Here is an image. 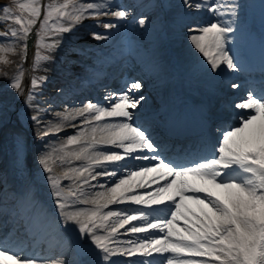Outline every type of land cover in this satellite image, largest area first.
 I'll list each match as a JSON object with an SVG mask.
<instances>
[{"label": "snow or ice", "instance_id": "snow-or-ice-1", "mask_svg": "<svg viewBox=\"0 0 264 264\" xmlns=\"http://www.w3.org/2000/svg\"><path fill=\"white\" fill-rule=\"evenodd\" d=\"M184 4L213 14L209 22L188 29L190 44L210 70L236 71L239 58L229 46V36L239 28L232 19L239 5L234 0ZM0 11V23H6L0 31V65L12 63L9 54L21 57L11 77L3 68L0 77L9 79L17 95L23 94L24 63L33 36L31 69L39 71L52 59L51 52L62 46L63 34L74 33L85 19L112 30L130 15L115 0H13L0 4ZM225 15L230 19L223 20ZM101 17L115 22H102ZM136 23L146 26L148 18L141 16ZM165 23L160 21L161 28ZM91 36L107 41L111 33ZM46 80L31 76L25 97L36 112L30 119L42 125L37 138L46 140L69 127L75 131L62 142L49 143L37 156L41 179L50 192L51 214L35 198L31 185L8 190L6 179L0 177V264H68L63 258L29 256L23 247H10L21 219L26 233L42 219L56 228L72 227L89 257L81 264H264V93L257 97L249 90L229 105L239 110L233 123L221 124L218 141L203 154L181 155L177 150L173 158L164 139L138 123L132 111L145 100L135 95L143 87L140 80L107 92L104 103L88 100L56 113V123L42 124L41 112L50 106L41 109L35 98ZM16 151L19 167L24 151L20 140ZM57 167L63 172L57 173ZM101 178H106L104 183ZM9 201H14L11 207ZM125 204L140 207H119ZM121 234L134 238L121 240Z\"/></svg>", "mask_w": 264, "mask_h": 264}, {"label": "rangeland", "instance_id": "rangeland-1", "mask_svg": "<svg viewBox=\"0 0 264 264\" xmlns=\"http://www.w3.org/2000/svg\"><path fill=\"white\" fill-rule=\"evenodd\" d=\"M161 1L164 3L166 0ZM260 1L261 0H234V2L239 5L237 9V13H239V15L237 14L236 18H240V15L242 14L244 16V20L242 25L239 24L238 30H236L233 35L229 36V46L232 45V42L238 43L241 38H245L247 36L244 27H246L247 31L254 28H256L257 32L264 30V5H262L263 2ZM60 2H62V0H60ZM197 2H199V0ZM223 2H227V0H223ZM115 3L124 6V3H126V1L115 0ZM146 4L148 9V14L146 15L148 18V23L146 26L142 27L136 23V21L141 16H134L130 10L133 6H127L131 15L128 17L126 22H122L121 25L116 29L105 30L98 25L96 20L89 18L85 19L74 33L63 34L64 38L61 42L62 46L58 47L55 51L51 52L52 59L50 61L43 62L41 67V69H44V72L46 73L43 76H46L47 80L41 85L43 86V99H41L42 103L41 105H39V107L42 106V109H47L50 106L49 111L41 113L42 124L48 121L56 123V113L63 112L66 109L76 108L69 107L64 109L63 106V104L69 106L78 104L76 98L77 94H75V96L71 95L74 92L73 88H85L88 94H97V99L89 100L93 102L104 103L105 101L103 98L105 94L110 91H116V88L111 87L110 80L116 81L119 78L126 77V85L133 82L134 80H138L132 77V75L128 77V73H125L126 64H115L117 62L116 57L121 58L120 60H118V62L124 61L125 59L132 60L134 58H137L141 59L143 62L149 64L150 66H152L151 62L154 63L151 69L154 73L152 75L154 78V84H152L151 90L147 88L146 85L148 84L142 83L143 87L138 90L141 92L136 94L138 92L137 91L135 93V95L137 96H144L150 99H155L154 97L157 95L158 91L157 87L159 86L158 82L160 83L164 75L168 76L174 73H178L181 77H186L189 80H194L197 77H201L202 69L204 71L207 70V73L209 74V79L211 80L206 81L205 87L210 88L212 87V82L210 81L214 80L215 83H217L220 80V74L225 72L229 73L225 70L223 72L215 73L212 75L210 67L207 65L202 55L198 54V52L193 48V46L189 42V32L186 31L189 29L188 27H191L193 24L204 23V20L208 17V14H203V16L198 18V20H196L197 18H187V21L184 20L185 25L181 26L177 23L184 19L183 9H189L185 6L184 0H172L170 2H167L166 6H161V4L158 5L157 0H148V3ZM142 5L146 6L144 4ZM143 6H141V9L143 8ZM159 8H161V10H159ZM223 10L224 9H222V11ZM157 12L160 16L155 17V14ZM0 13L3 16L2 11H0ZM210 17L211 19H213V14H211ZM222 19L228 20L230 19V17L228 15H225L222 17ZM100 20L102 22H108L109 20L115 22V20L111 17H108V19H105V17H101ZM161 20H164L166 22L163 28H161L160 25ZM250 21L255 22V24L250 23ZM1 25L2 29L6 28V23H1ZM233 27L236 28V25H233ZM153 31H157V34H160L157 35ZM92 32L111 33V36L110 39H108L107 41H97L92 38ZM169 38H174L173 42L175 45L173 47H168ZM232 50L234 53H236L235 48H232ZM238 53L239 49L236 53L237 56ZM174 55H176L177 57V62L174 61ZM17 56L18 54H9L8 58L14 63H16ZM122 66L124 68H122ZM1 68H3L5 72L9 71L7 67ZM50 70H59V73H52ZM60 75L64 78H67V80L64 78H59ZM214 76L217 78H215ZM147 78L148 77L144 76L142 79L144 80ZM5 79L6 78L1 77L0 82L4 81ZM165 84L166 81L164 82V85ZM199 84H201L200 80ZM1 85L3 84L1 83ZM100 87H106V89H104L103 91L98 90ZM145 88L147 89L143 91V89ZM77 92L79 93V91ZM205 92L208 96L207 92L209 91ZM6 93L8 95H1L5 99V101L1 99V102H6V105L14 104L15 99L12 97L13 95H11L10 92ZM46 98L48 101H44ZM64 98L66 99V101L64 100ZM82 98H84L82 104L88 101L87 96ZM55 100H57V102L61 100V102L58 103L59 108L56 109V112L54 107ZM19 102L20 100L17 101V104H19ZM8 112L9 109L7 108L0 109V121L5 120L7 119V117H9L7 115ZM24 114L32 116L35 115L36 112L35 110H33L28 111ZM20 121L23 125L26 126V122L23 119H21ZM73 123L78 124L79 121L77 120ZM28 124L29 127L27 126L28 128L26 129L28 131L26 133H14L13 131H10L9 128L0 129V159L2 161L4 160L5 162H7L9 166L11 165L10 169L13 170V175H16L17 179L23 177L28 178L30 180L32 178L34 180L36 179V177H41L39 166L37 164V156L43 151H40L38 147L45 146L46 148V145H48L49 143L62 142L68 135L73 134L75 130L69 127L63 130L62 132L56 134V138L52 139V141L50 138L46 140H41L37 138V129L42 127V125L32 124V121H30ZM27 134L35 136L33 138L27 136ZM18 140L22 141L24 145V151L21 156V162L19 167H17L16 151ZM8 158H10V160H8ZM10 161H12L13 163L11 164ZM56 172L62 173L63 169L57 167ZM31 175H34V178ZM13 182L14 184H16L15 181ZM63 183L67 185L69 182L64 181ZM33 184H35V188L33 189L34 191H39L40 189H42L40 186L41 184ZM42 185V187H45L44 199H47L45 202L47 205L50 206L52 205V203L49 188L44 183ZM42 190L41 193L43 195ZM61 227L64 228V231L60 234H64V236H66L67 232L69 236L68 229L72 230V227L65 228L63 225H61ZM67 238L69 239V237ZM119 238L121 240H126L127 235L124 234V236H120ZM70 241L68 245L65 244V247L61 248V251L64 252V257L60 258L67 260L68 264H81V261H87L89 257L85 254L83 258H76L74 256ZM94 258L95 257L93 256V260Z\"/></svg>", "mask_w": 264, "mask_h": 264}, {"label": "bare ground", "instance_id": "bare-ground-1", "mask_svg": "<svg viewBox=\"0 0 264 264\" xmlns=\"http://www.w3.org/2000/svg\"><path fill=\"white\" fill-rule=\"evenodd\" d=\"M202 11H203V10H202ZM197 12H199V11H197ZM198 14H199V13H197V15H198ZM181 17H182V16H181ZM182 18H183V17H182ZM191 19H192V18H191ZM180 20H181V19H180ZM186 21H187V20H186ZM174 24H175V23H174ZM177 24H178V23H177ZM248 33H249V36L252 37V38L256 35V32L254 31V29L250 30ZM262 35H264V33H263ZM252 38H251V39H252ZM251 39H250V40H251ZM189 45H190V44H189ZM191 47H192V46H191ZM241 47H243V43H241ZM178 48H179V47H178ZM182 48H183V47H182ZM187 49H188V48H187ZM188 50H189V49H188ZM178 51H179V50H178ZM178 51H177V52H178ZM31 52H32V50H31ZM156 52H157V51H156ZM162 52H163V51H162ZM179 52H180V51H179ZM189 53H190V51H189ZM263 53H264V51L260 52V50H253L252 55H253V57H255V58H257V57L260 58V57H263V55H264ZM184 54H185V53H184ZM198 54H199V53H198ZM31 57H32V56L30 55V56L28 57V60H27V61L30 62V61H31ZM182 57H183V56H182ZM191 58H192V57H191ZM196 58H197V57H196ZM191 60H192V59H191ZM191 60H190V61H191ZM187 63H188V61H187ZM191 63H192V62H191ZM222 72H223V71H222ZM230 72H231V71H230ZM225 73H226V72H225ZM214 77H215V76H214ZM215 78H217V77H215ZM217 81H218V80H217ZM210 82H211V81H210ZM240 87H244V86L241 85ZM78 91L80 92L81 89L78 90ZM104 92H105V91H104ZM91 95H92V94H91ZM91 95H89V96L91 97ZM92 97L95 98L94 95H92ZM137 121H140V120L137 119ZM62 169H63V168H62ZM105 179H106V178H101V179H100V180H101L100 182H102V183L105 182ZM94 183H95V182H94ZM14 186L16 187V185L14 184L13 181H9V182H7V184H6V187H7V188H12V187H14ZM153 187H154V186H153ZM36 224H37V225L34 227V231H35L36 229H39V228H40L42 231H45L46 229L49 228V224H48V222L45 223V222H41V221H40V222H38V223H36ZM40 232H41V231H40ZM131 238L133 239L134 237L131 236ZM43 242H44V241H43ZM41 245H42V244H41ZM94 259H95V258H94ZM156 259L159 260V257H157ZM71 262H72V261H71ZM73 263H74V261H73Z\"/></svg>", "mask_w": 264, "mask_h": 264}]
</instances>
